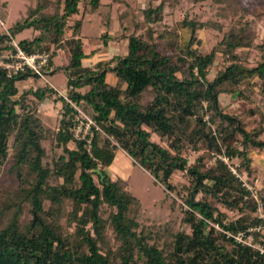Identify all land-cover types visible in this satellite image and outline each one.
I'll list each match as a JSON object with an SVG mask.
<instances>
[{
    "label": "trees",
    "instance_id": "obj_1",
    "mask_svg": "<svg viewBox=\"0 0 264 264\" xmlns=\"http://www.w3.org/2000/svg\"><path fill=\"white\" fill-rule=\"evenodd\" d=\"M179 1L158 0L138 11L126 7L117 15L121 29L131 30L120 36L125 53L94 65L87 60L97 49H82V17L96 12L100 0H32L24 15L0 32V55L13 51L10 40L26 55L47 54L44 75L62 52L65 97L98 128H91L86 149L83 140L72 138L74 110L61 96L48 85L19 91L18 83L32 79L34 84L39 77L28 71L8 76L0 68V175L3 168L6 173L0 176V264H264L263 254L225 235L264 226V218L254 215L258 205L264 214V197L254 202L221 160L207 165L212 154L222 155L238 160V170L249 174V155L264 150L261 126H246L253 115L264 121L258 108L237 116L219 103L220 96L249 104L254 93L264 99V31L256 43L244 19L262 15L239 0H183L215 6L218 20L184 17L159 28L164 5L173 10ZM79 4L80 17L69 25ZM6 7L0 2L2 21ZM223 28L208 52L198 50L197 31ZM25 29L32 34L15 40ZM97 37L107 46V32ZM252 49L258 59L247 66L241 54ZM216 59L219 66L208 78ZM107 73L113 84L105 81ZM145 90L152 94L148 103L142 101ZM28 96L34 107L48 98L60 104L56 130L28 108ZM116 150L180 201V223L187 231L140 221L139 201L104 172ZM190 154H195L192 162ZM182 172L187 184H172ZM217 206L239 215L223 222L226 216ZM252 235L253 243L264 240Z\"/></svg>",
    "mask_w": 264,
    "mask_h": 264
},
{
    "label": "rangeland",
    "instance_id": "obj_2",
    "mask_svg": "<svg viewBox=\"0 0 264 264\" xmlns=\"http://www.w3.org/2000/svg\"><path fill=\"white\" fill-rule=\"evenodd\" d=\"M32 0H0V2L6 3L7 7L5 10V19L2 21L0 19V32H4L7 27L15 24L23 15L26 9V4H29ZM158 0H100V6L96 12L92 14H86L82 17V49L84 52H90L94 47L97 49L95 55L87 60L88 65H94L97 62H105L110 57L114 55H123L126 49V43L124 40L120 39L121 35H126L131 32L130 29L122 30L118 24L117 15L124 11L126 7L132 8L134 11L141 10L147 5L153 8L157 4ZM240 4L244 6L247 10L253 11L258 15H262L260 19L253 17L252 15H245L244 19L249 21L250 27L256 34V43L260 42L264 31V15L261 11L264 10V0H239ZM106 5V6H105ZM200 7V8H199ZM216 7L206 3L203 7L195 4H186L185 1L180 0L178 7L171 10L168 8L167 4L163 7L162 21L157 26L159 28L170 27L175 21H178L184 17L188 19L196 18L197 21L205 20H218L215 18ZM4 11V10H3ZM81 5H78V13L72 15L68 24L70 25L72 21L80 17ZM138 18L141 17L137 14ZM263 19V21H262ZM107 21V22H106ZM107 32L110 40L107 46H102L100 40L97 36L101 33ZM224 28L221 31H215L213 29H204L196 32L197 37L200 39L201 44L198 47L199 51L208 52L212 45L220 40ZM32 34L29 29H25L23 32L15 36V40H21L29 37ZM258 52L254 49L249 52H242L246 59V65L252 66L258 59ZM219 59H216L214 67L208 74V78H211L218 65ZM67 63V57L62 54V52H57L56 56L52 59V65L50 67V74L46 73L44 79H35L33 84L32 79H28L24 82L18 83L17 88L27 89L28 87H44L46 85L52 86L57 92L65 96L66 86V73L63 71V67ZM218 65V66H217ZM93 67V66H91ZM105 81L107 83H114V77L107 73L105 76ZM54 99V97H53ZM152 99V94L149 90H145L142 93L143 103H148ZM252 104L246 103L245 101L236 100L233 96L226 97L220 96L219 103L222 108L230 109L234 114L240 116L244 114L250 107H257L259 112L264 117V99L258 94L254 93L252 96ZM34 100L28 96L26 98V105L30 109H36L37 115L41 119L45 127L52 130H56L58 127V112L60 109V104L55 100L48 98L44 100L41 104H37L34 107ZM79 109V108H78ZM207 119L206 116L203 118ZM247 129H255L256 126H261V132L259 134V139H264V121H261L258 115H253L247 119ZM212 129V126H211ZM152 140H157L155 136H151ZM46 148V158L50 159L51 153L48 151L47 143ZM69 147L72 145L69 144ZM262 151H254L249 156L251 159L250 173L238 170V160L229 159L223 161V163L228 166L229 169H234L239 175L241 181L245 184L250 192L251 199L258 203L259 196L264 197V157ZM59 152H56L54 160L56 159ZM195 154H190L188 161L192 162ZM224 158L222 155L212 154L207 165L214 163L216 159ZM106 175L112 180H120L122 183L126 184L128 192L135 197L141 206V217L140 221L147 223L149 221H154L157 225L162 223H169L175 230L187 231L185 225L180 223V218L182 216L181 203L178 199L171 197L170 194L166 193L165 190L158 184L154 183L153 179L145 172L138 164L132 162V160L126 156L122 151H114V159L112 163L104 168ZM1 177L6 175L4 168L1 170ZM0 177V178H1ZM6 180L7 177H3L2 180ZM172 184L186 185L188 179L184 172L176 173L171 180ZM218 210L226 216L223 222L235 219L239 213L235 211H230L217 206ZM67 209V208H66ZM256 217L263 219L264 214L260 205L257 206L255 210ZM211 226V224H209ZM216 231H220L219 227H215ZM253 228H258L256 233L264 235V226H255ZM251 228V229H253ZM70 231V230H68Z\"/></svg>",
    "mask_w": 264,
    "mask_h": 264
},
{
    "label": "built area",
    "instance_id": "obj_3",
    "mask_svg": "<svg viewBox=\"0 0 264 264\" xmlns=\"http://www.w3.org/2000/svg\"><path fill=\"white\" fill-rule=\"evenodd\" d=\"M8 44L13 51L7 54L0 55V68L7 71L8 76L14 75L19 72L28 71L35 76L44 79L42 68L45 67L48 62L47 54L35 52L33 54L26 55L16 46L13 40H10ZM48 87L54 90L59 96H61L66 101V103H68L69 106L74 110V114L72 117L73 127L71 128L72 138L75 140H83L84 147L88 149L89 141L91 138V128L98 130L94 121L87 117L73 103L67 100L64 95L57 92L52 86L49 85ZM224 159L228 160L225 157L219 158V160H221L222 162L224 161ZM229 172L239 180L242 187L249 191L245 184L241 181L239 175L235 173L236 171L234 169H229ZM257 231L258 228H250L247 229L244 233L239 232L235 235L225 233V235L231 237L236 243L254 248L259 252V254L264 255V240L262 238H258V242L253 243L252 233H256Z\"/></svg>",
    "mask_w": 264,
    "mask_h": 264
}]
</instances>
